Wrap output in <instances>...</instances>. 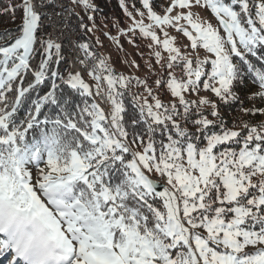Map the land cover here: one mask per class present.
Returning a JSON list of instances; mask_svg holds the SVG:
<instances>
[{"label":"snow or ice","instance_id":"snow-or-ice-1","mask_svg":"<svg viewBox=\"0 0 264 264\" xmlns=\"http://www.w3.org/2000/svg\"><path fill=\"white\" fill-rule=\"evenodd\" d=\"M72 3L92 32L99 7ZM55 7L0 2L21 21L0 32V264H264V0H120L121 35L168 54L154 51L155 88L87 42L62 71ZM234 106L247 119L221 114Z\"/></svg>","mask_w":264,"mask_h":264},{"label":"rangeland","instance_id":"rangeland-1","mask_svg":"<svg viewBox=\"0 0 264 264\" xmlns=\"http://www.w3.org/2000/svg\"><path fill=\"white\" fill-rule=\"evenodd\" d=\"M137 8H141V6ZM74 11L77 12L76 15L78 19L83 17L84 22L88 24L89 27H92V24L87 20V16L82 10V7H77L74 4ZM156 11L162 14L161 11ZM193 12L204 21L210 20L215 26L216 21L209 11L202 8H194ZM90 14L95 16L94 13ZM137 19H139V16H137ZM131 23L132 21L125 16L124 12L123 19L114 17L112 21H106L103 18L95 16V27L92 32H87L89 40L83 41L82 43H89L92 46L93 51L104 57L117 73L128 77H139L140 79L148 78L149 84L155 88L153 81L156 78V73L162 75L163 69L160 68L159 64H155L154 51H161L162 56L165 58L168 54L163 51L162 47L157 48L150 38L142 37L138 31L135 34L128 33L127 35H121V30L126 32ZM145 23H148L147 19H145ZM181 23L184 22L181 21ZM156 31L158 37L161 40L164 39L163 34L158 29ZM165 31H168L169 36L176 37L174 46H182L189 43V41H187V39L179 34L175 29L165 28ZM110 37H116V41H113ZM97 40H99V43H97ZM129 40L132 42L129 43ZM120 45H122V47H120ZM149 45L152 46L149 47ZM182 51H185V49L182 48ZM161 63H163V61H161ZM134 65H139V67H135ZM149 65H153V74L151 76ZM85 79L90 84L93 83L89 77H85ZM132 91L138 92L142 96L147 95L143 92L142 88L138 89L133 87ZM255 91L257 90H254L253 92ZM157 94L165 103L168 102L169 96L164 90H161ZM149 102H151V100ZM238 116L239 115H237V117ZM243 116L244 115L241 116V119H243ZM260 118L262 120L264 119V116Z\"/></svg>","mask_w":264,"mask_h":264},{"label":"trees","instance_id":"trees-1","mask_svg":"<svg viewBox=\"0 0 264 264\" xmlns=\"http://www.w3.org/2000/svg\"><path fill=\"white\" fill-rule=\"evenodd\" d=\"M0 2L7 3V0H0ZM71 3V7H74V4L72 3V0H69ZM91 2L95 5H97L100 9L99 12L94 13L95 16L99 18H103L106 21H112L114 17H117L118 19H123V10L120 7V0H91ZM161 2H165V0H161ZM141 5L139 3L136 4V7H140ZM156 10L161 11L159 8ZM76 12V11H75ZM77 14V12H76ZM21 21L19 18L16 20H12L9 16H3L0 15V32H4L6 30H12L13 32L18 28ZM81 41H88L89 37L86 31L81 29ZM41 94H43L44 86H40ZM254 90H257L256 86L249 83L248 87L244 89V91L241 93L242 98L245 96L250 95ZM36 96H33V99H35ZM29 105H25L21 109V115H23L25 108H27ZM251 103H245L244 107H251ZM129 110H131V104L129 103L127 105ZM221 114L226 116V119L233 120V119H241V116L243 113L239 110L238 107L234 106L230 109H221ZM237 115H239L237 117ZM243 119H247V117L243 116ZM261 120L260 117H257V122Z\"/></svg>","mask_w":264,"mask_h":264},{"label":"built area","instance_id":"built-area-1","mask_svg":"<svg viewBox=\"0 0 264 264\" xmlns=\"http://www.w3.org/2000/svg\"><path fill=\"white\" fill-rule=\"evenodd\" d=\"M55 4H64V12H55L53 8H47L46 12L51 17L46 21V24L51 26L48 31L56 42L62 44V54L67 55V62H75L78 56H81L78 51V41L75 38V29H81L78 26V19L74 14V7L67 6V0H54ZM73 13V14H70ZM61 18H70V25H61ZM62 71L67 69V63L62 64ZM80 65L75 62V71H79ZM66 74V73H65ZM87 77V75H85ZM88 78V77H87Z\"/></svg>","mask_w":264,"mask_h":264},{"label":"bare ground","instance_id":"bare-ground-1","mask_svg":"<svg viewBox=\"0 0 264 264\" xmlns=\"http://www.w3.org/2000/svg\"><path fill=\"white\" fill-rule=\"evenodd\" d=\"M61 5H64V4H56V7H55V9H53V11L64 12V7H61ZM67 6L71 7V3L68 0H67ZM74 14H75L76 18L78 19L75 11H74ZM61 25H70V18H61ZM81 34H82L81 29H75V38L77 39L79 44L82 43L81 38H80ZM79 54H81L83 56L82 52H79ZM63 55L65 57V61H63L62 64L67 63V69L75 71V62H67V55L66 54H63Z\"/></svg>","mask_w":264,"mask_h":264}]
</instances>
